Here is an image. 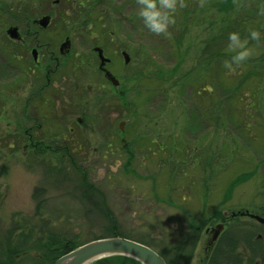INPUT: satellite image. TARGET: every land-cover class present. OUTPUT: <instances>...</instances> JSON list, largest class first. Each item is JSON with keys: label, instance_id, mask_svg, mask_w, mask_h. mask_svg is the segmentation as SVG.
<instances>
[{"label": "rangeland", "instance_id": "1", "mask_svg": "<svg viewBox=\"0 0 264 264\" xmlns=\"http://www.w3.org/2000/svg\"><path fill=\"white\" fill-rule=\"evenodd\" d=\"M54 1L0 0V9L6 4L13 6L12 10L6 7L3 14L0 13V246L7 250L16 243L22 244L25 252L21 264H43L41 252L35 250L37 245L34 247L33 243L42 244L50 227L63 236L77 235L83 242L108 235L111 222L100 212L102 202L99 195L82 196L78 179L85 176L103 192L122 233L132 238L139 236L152 240L156 250L161 249L168 257L173 256L176 243L191 231L186 216H194L197 222L206 221V226L213 228L218 224L215 210L221 205L222 215L229 219L231 229L246 230L258 226L257 222L237 212L248 209L264 213V66L261 65L264 42H249L253 54L234 74L224 68L225 60H230L231 56L220 60L221 81L227 87L224 93L233 89L231 99L226 100L224 95L215 92L201 96L196 94L194 86L192 89L188 87L192 77L188 79L187 76L184 80L183 72L194 66L203 42L220 26L223 15L213 16L211 11L207 13L213 17L210 21L206 13L197 9L202 8L203 1L208 5L207 0L184 1L186 6L177 9L176 15L185 19L187 33L178 49L174 46L175 60L168 64L182 59L183 69L171 76L166 72L163 77L155 74L154 66H140L133 59L134 62L125 67L122 45L125 49L145 46L152 51L151 47L154 49L168 43L172 51L171 46L182 27L170 25L167 35L150 33L137 15L135 0H129L130 3L128 0H60L57 4ZM20 3L27 5V19L21 17L23 13L16 12L14 6ZM255 4L249 3L246 7L250 9ZM120 5L122 8L118 12L114 6ZM192 5L196 7L195 12L188 11L189 7L193 9ZM247 8L241 11H248ZM49 11L53 14L51 24L46 28L37 25L36 21ZM198 14H204L205 18ZM246 14L232 13L228 20H239L244 24L247 20L242 17ZM19 16L21 18H17ZM197 17L201 23H196ZM188 18L192 24H188ZM11 25L19 27L23 37L21 42H14L6 34ZM240 28L243 37L247 36V29L255 28L264 38L262 15L260 19L251 20L250 24H240ZM66 36L72 40L73 58L64 64L59 80L67 83L71 77H80L84 91L88 86L95 90L97 86L107 84L97 65L82 69L73 66L80 62L81 55L92 50L96 40L104 43L113 59L110 69L120 78V93L107 96L106 85L105 93H91L86 110L76 108L71 114L84 113L91 127L92 123L99 122L101 125L96 129V135L104 133L105 123L111 126L108 134L118 140L112 146L121 144L123 133L119 124L124 121L127 141L133 144L137 154L145 152L147 157L144 166L140 160H133L129 169H134L135 175L122 171V164L127 159L104 164L100 150L96 153L88 151L78 159L81 162L79 172L71 167L63 170L58 156L50 155L47 147L54 146L50 138L63 131L66 121H62L58 110L60 108L63 112L67 102L54 98L50 92L45 93L43 100L34 99L39 114L45 117L42 118L45 122L42 150L48 149V152L34 155L27 148L26 131L36 133L37 125L34 121H26L24 102L30 92H38L45 83L46 70L42 65H54L47 50L55 51V56H59V45ZM39 43L42 44L40 56L47 55L36 66L32 51H38ZM226 51L234 54L228 47ZM154 53L156 59L162 54L159 51ZM130 54L133 56V51ZM30 67L36 69L34 73L28 71ZM240 82L243 84L237 88ZM83 103L85 99L79 101V104ZM125 103L130 105L125 106ZM189 111L193 112V120ZM104 113L108 122L103 119ZM96 116L100 120L96 121ZM204 120L206 122H202ZM91 127L85 134L92 135ZM43 200L52 207L46 211L39 208ZM51 208H55L58 218L48 219ZM57 208H60L58 214ZM47 220L52 223L48 228L45 226ZM205 238L203 233L190 264L207 263ZM237 244L241 252L243 243L240 238Z\"/></svg>", "mask_w": 264, "mask_h": 264}, {"label": "trees", "instance_id": "2", "mask_svg": "<svg viewBox=\"0 0 264 264\" xmlns=\"http://www.w3.org/2000/svg\"><path fill=\"white\" fill-rule=\"evenodd\" d=\"M5 1V0H1ZM186 3L189 1L188 0H184ZM244 1V2H243ZM254 1L256 2H261V0H207L208 5L205 4V2L203 1L202 4V8L200 9L199 7H197V9H199V11L201 13H206V18L210 19V21L213 19L212 15H207V13L213 11V16L221 14L223 15L221 18V23L220 26L218 27L217 31L214 33H210V37L203 42V45L201 47L200 53L198 54L199 57H197V61L194 64V66L188 70V72L184 71L183 72V79L186 80L187 76L188 79H191V83H188V87H190L191 89L193 88V86L196 88V91L198 95L203 96V94L205 93H216L217 95H224L225 99H231L234 96V91L233 89L229 90V92L224 93V90L227 89V87L224 86V84L221 81V77H220V60L226 56H231L233 54H230L228 51H226V48L228 46V33L230 32H239L243 38V31L241 30L242 28H240V24L241 25H245L247 24V22H249V24L251 23V20H256L257 18L260 19L261 15H258V10L257 8H259V5H261L260 3H254ZM0 2V5L2 6V3ZM21 2V1H18ZM128 3H130V1L128 0ZM255 4L254 7H251L250 9H248L246 7L247 4ZM18 4V3H16ZM191 4V3H190ZM193 4V3H192ZM7 6L1 7L0 9V13L3 14L2 12H4L6 10V7L8 10H12L13 6H10L8 4H6ZM27 6L25 3H20V5L14 6L16 8V12L17 13H23L24 15L21 16L23 19H27V13L25 10H27ZM193 9H191V7L188 8L189 10H194V5ZM196 6V5H195ZM257 6V7H256ZM256 7V8H255ZM115 10H117L118 12H120L121 10V5L120 6H114ZM244 8H247L248 11H241ZM21 9H23L24 11H21ZM254 9V10H253ZM256 11V12H254ZM195 12V10H194ZM238 12V14H246L244 15L242 18H244V20H247L246 23H241L239 20L235 21V20H228V16L232 15V13H236ZM198 15H203V18H205L204 14H198ZM61 16V15H60ZM20 16L17 18H21ZM238 18V17H237ZM262 18L264 20V17L262 15ZM62 20V17H61ZM180 19V17L178 15H176L175 13V23L172 24L173 27L179 26L182 27V31L179 32V35L175 38L174 40V44L172 48V51H170V47L169 44L166 43L165 46L164 44H161L160 46H156L154 49L151 47L152 51H149L150 48L145 47L141 48V47H128V49L130 51H133V56H131V60L130 63L132 62V59L136 62H139V65L144 66V67H149V66H154V68L157 70L155 72V74L157 76L163 77L165 75V73L167 72L169 74V76L171 75H175L177 72H180L183 69V64H182V59H178L177 62L173 65L168 64V63H172L175 58H174V46L178 47L182 44L183 38L187 33V28L184 25L185 23V19L182 20ZM228 20V21H227ZM209 21V22H210ZM181 22V24H180ZM201 19H199V17H197L196 19V23H201ZM191 23V20L188 18V24ZM258 23V22H257ZM256 25V24H255ZM262 28V26H260V29ZM188 31H189V27H188ZM242 31V32H241ZM155 35V34H154ZM247 37V36H244ZM261 42H264V38L262 37V39L260 40ZM250 43H256L257 41H252L249 40ZM168 44V45H167ZM163 46V47H162ZM127 49V50H128ZM157 49V50H156ZM128 50V51H129ZM155 51H159L161 54V56L156 59V55H155ZM177 54L179 55L178 50L176 51ZM13 57H16L15 54H12ZM180 56V55H179ZM170 57V58H169ZM133 61V62H134ZM262 66H264V55L262 58ZM132 62V63H133ZM129 63V64H130ZM169 65V67H168ZM260 65V66H261ZM130 66V65H128ZM222 69V68H221ZM158 78V77H156ZM171 79V77H170ZM210 79V80H207ZM177 85V83H175ZM243 82H240L237 88H240L242 86ZM184 86V85H183ZM183 86H179L181 88H183ZM140 93L143 94V92L140 90ZM224 93V94H222ZM213 96V95H211ZM125 105L129 106L130 104L125 103ZM201 109L198 108V112H200ZM207 110V109H206ZM191 116H192V120L194 119V116L192 115V111H189ZM195 121V120H194ZM202 122H206V120L202 121ZM60 164L61 162L65 165V168H67V166L70 167H74L73 169L75 171H80V167H76L75 165V161L71 160V159H62V156L58 157ZM133 159H131L129 157V159L127 160V163L130 165ZM127 164V165H128ZM129 169V167H128ZM129 172L132 173V171L129 169ZM133 174V173H132ZM87 177H82L80 179H78V181L80 180L79 185L86 187V189H88L85 193V195L89 194V191H92L93 194H98L100 202H102L100 204V212L104 213L105 218L109 219V223L111 225V228L108 229L109 233L106 236H101V237H107V236H123V237H127L136 241H139L141 243H144L150 247H154L155 245L152 244V240H147L145 239V237H137V238H132L131 236H129L126 233H122L118 226H117V222H116V218L113 215V212L111 210V208L109 207V205H107L106 203V198L103 194V192L101 191V189L99 187H97L95 185V183L88 181L86 179ZM85 198V197H84ZM50 202V200H49ZM39 208H42L43 210L46 211V208L52 207V204H48L46 203L45 200L41 201L38 205ZM54 209L55 208H51L49 210V214L47 213V217L48 219H56L58 218V216H55L54 213ZM106 211V212H105ZM56 213H60V208L56 209ZM43 214V213H41ZM258 214V213H257ZM44 215V214H43ZM261 216H264L263 214H260ZM192 216V215H190ZM214 217L215 218H219V219H223L224 217L222 216V212H221V205H218L215 213H214ZM48 222L46 223V228L50 227L52 225V223L50 224V220H47ZM194 222V225H197L200 222H197L195 219L192 220ZM25 223L27 225H31V222L29 220H25ZM34 227V225H33ZM34 229V228H33ZM52 227L49 228V231L47 230L45 233V239L44 242L35 244L33 243V246L35 247V245H37L35 248V250L40 251V257H41V262L43 264H54L55 261L61 257L62 255L66 254L67 252H69L70 250L76 248L79 245H82L86 242H83L81 239H79V236L75 235V236H71V237H67V236H63L58 232H53L52 231ZM201 230L196 231V234L199 235ZM239 234L238 237L240 238V240L242 241L243 239L248 240L250 243L247 245L248 248H253L255 250V254L253 255V257L259 259L261 264H264V240L261 241L260 239L257 241H254V239L252 238V231L247 229L243 230L241 228H238ZM240 231H242L241 233L243 235L240 234ZM228 233V232H226ZM226 233L221 237V239L219 240V242L215 245L214 250L212 252V254L210 255L208 261L206 264H242V261L239 260V254H237L236 252H234L236 250V248H238V244L237 242L234 241V239L228 237L226 235ZM245 234V235H244ZM241 235V236H240ZM247 236V238L245 237ZM101 237H96L94 239L97 238H101ZM250 238V240H249ZM27 239V238H26ZM253 239V240H252ZM93 240V239H92ZM195 241V240H194ZM247 241V242H248ZM24 246V245H23ZM22 244H17L14 247H10L9 249H4L0 246V264H21V258L24 255L23 253L25 252V248H23ZM160 254H162L164 256V258L166 259L168 264H178L179 260L181 261V264H189L192 256H193V248L190 249L188 251V254H183L182 256L179 255V252H177L176 250V254H174L172 257H168L161 249L157 250ZM19 258V259H17ZM180 263V262H179ZM248 264H250V260H248L247 262ZM96 264H140L138 261L129 258V257H124V256H114V257H108V258H103L100 259L98 261H96Z\"/></svg>", "mask_w": 264, "mask_h": 264}, {"label": "flooded vegetation", "instance_id": "3", "mask_svg": "<svg viewBox=\"0 0 264 264\" xmlns=\"http://www.w3.org/2000/svg\"><path fill=\"white\" fill-rule=\"evenodd\" d=\"M60 0H55L54 3L57 4L59 3ZM45 15H50L51 16V21L53 19V14L51 13V11H49V13L45 14ZM36 24L39 25L36 21ZM40 26V25H39ZM107 32V30H105ZM31 32V31H30ZM111 32H113V29H111ZM21 35V33H20ZM23 37L21 36L20 40H13L14 42H21L23 39ZM69 38L71 40L70 36H66L65 40ZM64 42V41H63ZM62 42V43H63ZM61 43V44H62ZM94 43V46L92 48V50H87L85 55H81L79 60L80 62L78 63H74V69H82L86 66L88 67H94L95 65H97V69L100 72L101 75H103L104 79L107 81V96H111L114 93H120L119 88H120V78L119 76L113 72L110 69V66L113 64V59L111 57H109V53L107 52V49L104 45V43L96 40ZM59 45V56H55V51H49L47 50V53L49 52V60L50 62L53 60L54 61V65L52 67H47V65H42V69L46 70V76H45V83L42 87H40L38 92H30L29 93V97H27V99L24 102V112H25V117H26V121L27 122H33L35 123V125H37V129H36V133L33 132H28V130L26 131L28 136L27 142L25 141V143H28L27 148H29V150L32 152V154L37 155V154H41V153H47L48 149H50L49 153L50 155H57L62 156V159H71L75 161V165L76 167H80L81 162L78 160L80 157L82 158L85 154H87L86 152H90L93 151L94 153L97 152V150H100L102 152H100L103 157L102 160L104 161V164H106L107 161H113L114 160H118V159H129V157L131 159H138L141 162V166H144V160L147 158L145 155V152H140L137 154V152L134 151V149L132 148L133 144H130V142L127 141L126 136L124 135V130L122 132L121 130V125L122 122L124 123V121H122L119 124V129L121 130L122 137L120 138V145L119 146H112L114 144L115 141H118L116 139V137H113L111 135H109L108 133L110 132V127L107 123H105L106 127L103 128L104 133H100V135H96V129L101 125L98 123H92V127L90 126L91 123L87 122V116L83 113L80 115H75V114H71L73 113V111L80 108H83L84 110H86L89 105H87L88 103V97L91 96V93L93 94H101L102 92L106 91V85L101 84L99 86H97L94 90V88H92L91 86H88L86 88V91H84L83 89V81L82 78L78 77H71L69 80H67L68 82L66 83V81H62L59 80L58 75L60 73V71L62 70V68L64 67V64H66L70 59L73 58V48H72V40H71V46L69 51L66 54H61L60 52V46ZM38 46V51H37V59L34 61L35 65L38 66L40 60L42 59L43 56L47 55V53L44 55L42 54V56H40V50L42 47V44H37ZM40 48V49H39ZM96 48H100L103 52V55L105 58L108 59V61L105 62V64L102 66L101 65V59L99 56V52L96 51ZM122 52L121 55L123 56L124 52H128L130 54V51H128L127 49H125V46L122 45ZM130 56H132L130 54ZM132 58V57H131ZM125 67L127 66L128 68V64H126L124 62ZM33 69L30 67L28 69V71H32ZM36 70V69H35ZM35 70H33L32 72L34 73ZM110 71L112 73V75L116 76L117 80H118V85L114 86L113 83L111 82V80L107 77L106 75V71ZM74 82V86L71 87V82ZM46 92H50L52 93L51 95L54 96V98H60L61 102L66 101V106L63 109V112L60 110L59 108V114L61 115V117H63V131L61 134H55L54 138H50L49 141H51L50 143L54 144V146H50L47 147L48 149L42 150L43 148V144L45 142V139L42 137L43 133V127H44V121L42 118H45L43 115L39 114V111L37 110V105L34 103V99L35 101L37 100H43V96H45ZM123 92V91H122ZM105 93V92H104ZM82 99H85V103H83L82 105L79 104V101H81ZM78 101V102H77ZM77 102V103H76ZM76 104V106H75ZM81 106V107H80ZM127 106V105H125ZM60 107V106H59ZM73 107V108H71ZM103 109V108H102ZM70 114L67 115L66 113ZM100 114V112L98 113V115ZM47 117V116H46ZM68 118V119H67ZM96 121L100 120L99 116L95 117ZM103 119L105 122H108L106 120H108L107 118V114H103ZM95 126L96 128L94 129ZM91 127L93 129L92 135H87L86 133V129ZM124 129V128H123ZM36 134V135H35ZM97 142V144H96ZM157 144H159L158 141H154ZM91 144H94V146H91ZM61 145V146H60ZM98 145V146H96ZM104 150V151H103ZM104 153V154H103ZM89 154V153H88ZM132 160V162H133ZM131 162V164H132ZM59 165H61L63 167V170H65V165L58 160ZM103 164V165H104ZM128 163L125 162L124 164H122V171L125 174L131 173L129 172L128 167L131 166V164L127 165ZM110 165V164H109ZM108 167V166H107ZM70 168V166H67V169ZM72 168V167H71ZM74 168V167H73ZM72 168V169H73ZM75 169V168H74ZM132 169V168H131ZM81 170V169H80ZM132 173L134 174V172H136L134 169L131 170ZM83 174V173H82ZM135 175V174H134ZM84 176V174H83ZM139 176V175H137ZM80 187L83 189V195H85L86 191L88 189H86V187L81 186ZM94 195L92 191H89V196ZM95 196V195H94ZM84 198V196H83ZM92 198V197H91ZM51 200V199H50ZM47 201V200H45ZM245 211H249L248 209H245ZM185 213L188 214V210H185ZM224 216V214L222 215ZM186 220V224L189 223L190 225V233L186 234L181 241H179L178 243H176L177 245L175 247H173L174 249L172 254H176V250L177 252H179V255L182 256L183 254H188V251L190 249L193 248V253L196 249V247H198L201 237L203 235V233L206 234V238H205V253H206V257L208 261L210 255L212 254L215 245L219 242V240L221 239V237L226 233V235L232 239H234L235 242L238 241V234L239 231L238 227H234V229H231V225H229V219H226V216L223 219H219V218H215L218 220V224L216 227L213 228H209L206 226V221H200V223H198V225H194V222L192 221L193 219H196L194 216H186L185 218ZM254 220L256 222L255 219H251ZM256 224V223H255ZM222 226L219 235L217 236L216 239L213 238L212 232L214 229H216L218 226ZM256 227L253 226V228H249V229H253L252 231V238L254 239V241L257 240H264V224H260L257 222ZM260 229L261 232H258V230L256 229ZM201 230L199 235L196 234V231ZM191 234V235H190ZM245 235V234H244ZM189 236V237H188ZM247 238V236H245ZM252 239V240H253ZM195 240V241H194ZM250 240V238H249ZM248 240H242L241 242L243 244H241V252L239 251L238 248H236V250L234 252H236L237 254H239V260L242 261V264H248V260H250V264H261L259 259L253 257V255L255 254V250L253 248H248L247 245L250 243ZM183 258H181L182 261ZM181 261L179 260L178 264H181Z\"/></svg>", "mask_w": 264, "mask_h": 264}, {"label": "water", "instance_id": "4", "mask_svg": "<svg viewBox=\"0 0 264 264\" xmlns=\"http://www.w3.org/2000/svg\"><path fill=\"white\" fill-rule=\"evenodd\" d=\"M50 20V15H45L38 22L41 27L46 28L50 24ZM7 34L12 39L20 38V33L18 27L16 26L9 27L7 29ZM70 46L71 41L69 38H67L60 46L61 54H66L69 51ZM96 51L99 52L101 65L103 66L105 62L108 61V59L104 57L100 48H96ZM32 53L34 59L36 60V49H34ZM123 56L125 62L128 63L130 61L129 54L124 52ZM106 75L114 86L118 85L116 76L112 75V73L108 70L106 71ZM123 124L124 123L121 125L122 128ZM240 214L242 216L247 215L264 224V217H261L257 214H252L248 211L242 212ZM221 228L222 226L219 225L218 228L212 232L214 239H216L219 235ZM114 256L129 257L138 261L140 264H167L165 259L152 248L122 236H110L89 241L59 257L55 261V264H92L93 262H96L100 259Z\"/></svg>", "mask_w": 264, "mask_h": 264}, {"label": "clouds", "instance_id": "5", "mask_svg": "<svg viewBox=\"0 0 264 264\" xmlns=\"http://www.w3.org/2000/svg\"><path fill=\"white\" fill-rule=\"evenodd\" d=\"M135 3L138 6L137 15L144 27L155 35H167L169 26L175 23L177 9L186 6L184 0H135ZM258 15H264V0H261ZM247 33V37L243 38L239 32L228 33L227 47L234 54L230 60H225L224 68L230 74H234L252 56L249 40L259 42L262 39L261 32L255 28L247 29Z\"/></svg>", "mask_w": 264, "mask_h": 264}]
</instances>
